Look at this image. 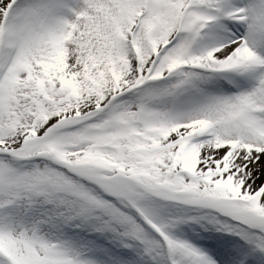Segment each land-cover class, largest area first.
<instances>
[{
  "label": "snow or ice",
  "instance_id": "1",
  "mask_svg": "<svg viewBox=\"0 0 264 264\" xmlns=\"http://www.w3.org/2000/svg\"><path fill=\"white\" fill-rule=\"evenodd\" d=\"M0 264H264V0H0Z\"/></svg>",
  "mask_w": 264,
  "mask_h": 264
}]
</instances>
